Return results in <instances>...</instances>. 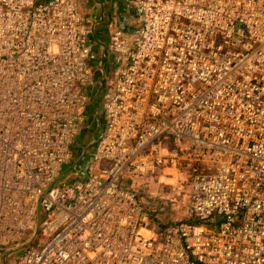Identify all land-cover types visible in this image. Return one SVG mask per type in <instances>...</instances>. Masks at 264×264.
<instances>
[{"label": "built area", "instance_id": "2783aa9c", "mask_svg": "<svg viewBox=\"0 0 264 264\" xmlns=\"http://www.w3.org/2000/svg\"><path fill=\"white\" fill-rule=\"evenodd\" d=\"M121 1L103 128L68 185L91 30L79 0H0V264H264V0ZM169 169L187 219L162 224L127 185Z\"/></svg>", "mask_w": 264, "mask_h": 264}, {"label": "rangeland", "instance_id": "374dc122", "mask_svg": "<svg viewBox=\"0 0 264 264\" xmlns=\"http://www.w3.org/2000/svg\"><path fill=\"white\" fill-rule=\"evenodd\" d=\"M113 2H116L115 4L118 7L119 16L130 15V13L124 6H122L121 8L119 0L111 1V5H113ZM116 28H118V26H116ZM111 70L112 67L110 69H106L105 67V75H108L109 82H114V76H112ZM102 80L104 81V77L102 78L101 73L99 72L97 77V85H99ZM96 109L97 114L101 115L100 106ZM94 120H96V117ZM81 126L84 129L86 127V124H83L82 122ZM85 136L83 137L79 134L75 136L74 143L72 145V161L70 164H64L61 170H64V172H62L63 181L68 185H73L74 182L77 181L80 177L78 173H74L71 171L66 172L68 170V166H72L77 160V165L81 167H85L88 163L87 156L91 151V145L87 143L88 137L86 138ZM82 151H85L86 153L82 158H79V156H81L82 154ZM102 165L108 166L110 165V162L103 161ZM168 171L170 173H168ZM180 178V173H177L175 178V175L171 169L166 171L161 170L156 173H149L142 177L136 178L133 181H130V185L127 186H133V188L138 192V197L147 209L152 220L160 222L162 224H166L171 221L187 219V206L190 191L189 181L182 180ZM34 232L35 229L32 230L31 233L25 231L21 235L19 240L22 241L30 238L34 234ZM18 256V252H14L13 254L9 255L6 258V264H16Z\"/></svg>", "mask_w": 264, "mask_h": 264}, {"label": "crops", "instance_id": "0c3cea01", "mask_svg": "<svg viewBox=\"0 0 264 264\" xmlns=\"http://www.w3.org/2000/svg\"><path fill=\"white\" fill-rule=\"evenodd\" d=\"M111 1L113 0H79L81 12L85 17L87 24L89 25L94 39V47L97 50L103 65L100 69L94 67L93 81L91 82L90 80L83 87V94L86 98V104L81 114L84 118V122H86V127L84 129V125L81 127L79 135L83 137L86 135L85 137H88V144L90 141H92L91 151L89 154L92 153L94 148V140L99 136L103 128L101 106V92L103 89L101 84L106 81V78H108V75H105V67L106 69H110L112 67V52L108 48L109 34L116 29V26L121 23V21L124 19V16H127H119L118 7L115 4L116 2H113V5H111ZM119 1L122 8L124 5H122L121 0ZM128 12L131 13L130 11ZM92 64L93 66H96L94 63ZM99 72L101 73V77H104V81L102 80L99 85H97V77ZM99 106L101 109V115L97 114L96 108ZM95 117L96 120H94Z\"/></svg>", "mask_w": 264, "mask_h": 264}]
</instances>
